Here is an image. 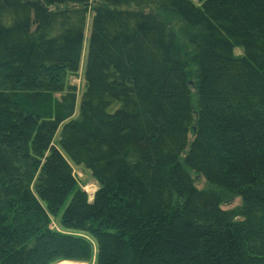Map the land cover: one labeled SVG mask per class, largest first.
Returning <instances> with one entry per match:
<instances>
[{
  "label": "trees",
  "instance_id": "trees-1",
  "mask_svg": "<svg viewBox=\"0 0 264 264\" xmlns=\"http://www.w3.org/2000/svg\"><path fill=\"white\" fill-rule=\"evenodd\" d=\"M92 259L264 264V0H0V264Z\"/></svg>",
  "mask_w": 264,
  "mask_h": 264
},
{
  "label": "rangeland",
  "instance_id": "rangeland-1",
  "mask_svg": "<svg viewBox=\"0 0 264 264\" xmlns=\"http://www.w3.org/2000/svg\"><path fill=\"white\" fill-rule=\"evenodd\" d=\"M192 1L196 4H198V0H192ZM163 19L166 21V23H168V26L173 30L177 39L180 40L179 31H178L179 28H178V24H177L176 20L169 17V16H164ZM90 22H91V14H88L87 18H86V24H85L80 68H79L78 73L75 76L69 77V79H68V84L74 86L77 90L76 113H77L78 106H79L80 96H81V93L83 92V89H84V80H83L84 62H85V55H86V49H87V42H88V38H89ZM181 43L184 44V42H182V41H181ZM241 54H242L241 49H235L234 50L235 56H240ZM192 138H193L192 132H190L188 140L191 141ZM72 169H73V174L78 181V188L83 190L85 193H87L89 200H91L93 198L95 192L97 191V188H98L97 183L93 180L89 171L84 169L82 166H72ZM192 178L194 180V185L197 189H204L207 187L203 179H201L199 177L197 178L195 176H192ZM239 205H240L239 200H234L231 203L222 205L221 208L225 211H231L234 208L238 207ZM51 228L54 230L62 232V229L59 226L58 220H52ZM94 260L95 259H92L90 263L71 262L70 264H73V263H75V264L76 263H78V264H94L95 263ZM64 262L69 263V261H64ZM59 263H62V262H58L56 264H59Z\"/></svg>",
  "mask_w": 264,
  "mask_h": 264
},
{
  "label": "bare ground",
  "instance_id": "bare-ground-1",
  "mask_svg": "<svg viewBox=\"0 0 264 264\" xmlns=\"http://www.w3.org/2000/svg\"><path fill=\"white\" fill-rule=\"evenodd\" d=\"M71 262H69V263H66V262H62V263H59V264H70ZM73 264H75V263H73ZM76 264H78V263H76Z\"/></svg>",
  "mask_w": 264,
  "mask_h": 264
}]
</instances>
